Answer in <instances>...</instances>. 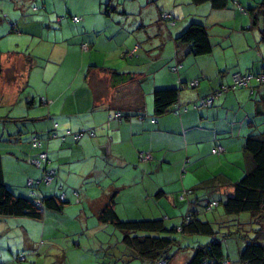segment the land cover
I'll use <instances>...</instances> for the list:
<instances>
[{"label": "crops", "instance_id": "1", "mask_svg": "<svg viewBox=\"0 0 264 264\" xmlns=\"http://www.w3.org/2000/svg\"><path fill=\"white\" fill-rule=\"evenodd\" d=\"M4 1L15 4L5 14L15 23L9 30L20 25L19 30L28 29L16 2ZM160 1L152 0L150 11L128 23L127 17L104 13L102 0H92L89 10L71 9V14L64 15L61 9L56 16L47 9V0H42L47 12L41 19L46 23L49 15L55 21V28L48 23L53 44L43 55L46 61L42 65L37 62L41 58L34 56L29 61L30 54L3 45V37L8 36L3 31L8 25L0 20V118L23 119L19 127L18 123L12 128L5 124L0 127L4 182L14 195L29 197L26 182L42 175V170L28 161L39 151L28 144L30 136L36 134L44 139L41 149L50 159L47 167L58 175L50 184L37 183V195L56 196L63 186L68 201L60 211L47 210L41 219L34 220L41 227L40 239L47 243L32 239L26 217L0 216V264H46L47 258L56 264H86L87 258V264H94L101 256L114 261L112 264H148L122 243L121 233L113 225L100 220L101 210L111 201L122 220L164 217L170 226L177 223L187 203L200 200L205 204L203 199L209 195L223 200L231 194V182L246 165L242 145L252 131L247 116L254 114L258 99L263 101L264 87L252 83L248 88L226 92L209 107L193 109L191 103L221 84H229L234 72L259 71L264 37L249 28L248 15L232 5L215 11L209 4L195 6L190 0H168L171 3L167 6H161ZM253 1L239 0L246 5ZM161 11L175 19L173 27L164 25ZM69 15L81 20L74 23ZM59 16L61 22L55 19ZM193 19L206 27L213 45L209 55L194 57L185 45L175 41ZM262 20L258 26L264 31ZM103 31L124 39L110 46ZM39 33L47 42L49 33L43 29ZM130 33L136 38L125 40ZM85 42L90 43L89 49L82 46ZM177 63L181 64L179 71H171ZM111 70L123 75H112ZM196 79L199 85L190 87ZM175 86L180 87L178 104L187 110L179 115L167 113L151 123L153 90ZM24 102L25 106H19ZM17 105L20 109L15 114ZM242 107L245 112L240 114ZM116 112L121 114L118 119L113 116ZM53 124L58 125L59 138L47 139ZM67 130L81 133L80 138L62 140L60 136ZM24 133L30 135L24 137ZM216 146L223 147L224 152L212 154ZM142 151L150 152L152 159L140 160ZM216 175L221 176L220 184L225 187L208 181ZM71 190L78 193L77 202ZM183 190H193L187 201L178 198ZM219 207L201 215L221 224L232 221ZM197 237L183 235L182 239ZM22 253L24 260L19 259ZM236 256L237 261L229 257L227 263L241 264L239 252Z\"/></svg>", "mask_w": 264, "mask_h": 264}, {"label": "trees", "instance_id": "2", "mask_svg": "<svg viewBox=\"0 0 264 264\" xmlns=\"http://www.w3.org/2000/svg\"><path fill=\"white\" fill-rule=\"evenodd\" d=\"M190 1L191 4L195 6L209 4L211 9L215 11L223 10L232 5L239 13L247 14L251 23L249 28L259 30L264 37V31L260 30L258 26L259 20L262 18L264 19V1L262 4L257 3L255 6L251 3L248 5L249 8L247 9L242 6L239 0ZM102 5H104L103 10L106 14L110 11L116 10L115 5H112L110 0L105 1ZM31 10L32 12H38L40 9L33 5ZM69 17L74 23L81 20V17L78 16L69 15ZM159 17L167 28H171L175 25V19L169 13L161 11ZM74 18H76V20H74ZM55 19H57L58 22H61L62 17L59 16ZM14 24L15 23L11 21V19L7 21L9 27H11V25L14 27ZM175 41L178 45H185L188 49V54H191L194 57L209 55L213 50V45L210 42L205 25L201 21L195 19L190 20L187 26L178 33L175 37ZM89 44L90 43L85 42L82 46L89 49ZM31 58L32 57L27 56V60L30 61ZM260 63V70L257 72L252 69H248L244 72H234L231 75V82L229 84H221L209 94L193 101L191 103V108L197 109V106H200L201 102H207L212 98L210 102L205 103L204 106H202L203 108L209 107L222 94L229 92L230 90L234 91L236 89L248 88L252 83H256L258 87H264V81L259 80V78L264 75V58L260 60ZM180 68L181 64L179 63L170 67L173 72H178ZM111 73L112 75H123L114 70H111ZM236 74H249L252 75L253 78L247 82L246 85L236 86L233 82V76ZM198 85V79L189 83L190 87H196ZM179 93L180 87L178 86L156 88L153 90V116L150 117L151 123L157 122L159 117L167 113L179 115L181 111L187 110L186 106L178 104ZM262 97L263 101H260V99L257 100V107L254 114H252V116L259 117V120L253 121L251 118H248L249 120H247V123L251 125L252 131L245 136L242 145L246 165L238 179L231 182V194L227 195L223 200L222 198L215 197L214 194L209 195L203 199L205 204H202V201L200 200L192 201L190 202L191 204L186 202L187 204L184 212L178 215L180 219L179 223H173L170 226L165 224L166 218L164 217L122 220L118 218L113 210L111 205L113 203L112 201L111 204H108L101 210L99 217L100 220L113 225V227L121 233L122 243L129 249L135 250L136 253H138V258L148 261V264H170L172 261L171 259L177 255L176 253H170V251L174 248H176V250L182 249V244L187 241L185 240L181 243L177 238H174L175 234L193 237L207 236L211 238L208 242L197 243V245L193 246V248H191V256L184 260L183 264H228L229 255L223 245V240L228 237H237V240L235 241V249L236 252H239V261L241 264H264V133L259 132V129H261L259 126L264 124V96ZM113 116L118 119L121 117V114L120 112H116ZM138 117L143 118L141 114H138ZM11 120L15 123H21L23 121L21 118ZM57 126V124H53L52 130L49 131L47 135V139L53 137L59 138L56 133ZM80 136L81 133H72L67 130L60 137L62 140H64L65 137H71L73 141H77ZM33 139H36L39 142V146H32ZM43 140L44 139L36 134L30 136L28 140V144L31 148L39 150L37 154L34 157L29 158L28 161L37 169L42 170L41 178L38 180L31 179L34 182L32 188H29L27 186L28 181L26 182V187L29 189L28 198L14 195L7 187L3 179V169L0 161V216L13 218L26 217L32 220H38L42 218L47 210L60 211L64 204L68 202L65 194L64 199H60V195L65 193V187L63 186L62 189H60L59 194L56 196L39 197V195H37L38 193L35 189L37 183L50 184L58 176L56 170L47 167V164H41L37 167L32 163V160L37 159L40 153H45L47 160L50 163L47 152L41 149ZM213 149L211 152L214 155H220L224 152L223 147V151L219 154L214 153ZM145 154L150 155V159L146 160L150 161L152 159V154L150 152L142 151L139 153L138 158L141 160V157ZM46 171L54 172L49 183H46L43 178ZM222 180L223 179L220 175H216L208 181L214 183L216 181V183L218 182L216 186L225 187V185L220 184V181ZM184 191L185 190L181 191L178 195V198L181 201L186 200L187 196L193 192V190ZM31 192H35L36 196L40 199V206L34 204V199L30 196ZM72 195L77 202L79 196L75 197L74 193ZM217 205L221 207L225 217L233 218L232 221H229L226 224L235 227V232L225 231V233H222L220 230L214 228V225L221 223H218L215 219H209L205 214L201 215L204 210L206 211ZM242 215L247 216V219L245 220L244 218H241ZM247 224H255V228L244 230V228H246L244 226ZM189 241H187V243H189Z\"/></svg>", "mask_w": 264, "mask_h": 264}, {"label": "rangeland", "instance_id": "3", "mask_svg": "<svg viewBox=\"0 0 264 264\" xmlns=\"http://www.w3.org/2000/svg\"><path fill=\"white\" fill-rule=\"evenodd\" d=\"M92 0H47V5L48 8L47 9H52L53 12L51 14L53 15H58L59 11L62 9V13L65 15V13L67 14H71V12L69 10H77V9H83L84 7L88 8L90 7V2ZM107 1V0H102ZM112 2V4L116 5V10L114 11H110V14H114L117 16H123V17H127L128 18V23L131 21V18H135L138 17L141 13H145L150 11V7L152 4V0H110ZM264 0H255L253 1V6H255L257 3L262 4ZM14 2H16V6L19 7L18 11L19 13H21V17L23 18L24 22L28 23L27 24V28H24V31L19 30L20 28H22V25H20L19 28H15L14 31H10L9 30V25L7 26V30L5 29V34H7V37H3V45L7 46V48H9L10 50L16 51V52H21L24 54L29 55L30 57H32L31 59H33L34 56H37V58H41L38 59L37 62H41L42 65V61H46V57L44 58L43 55L45 56V54L47 55L50 46L53 44V31L49 30L48 31V27L49 24L51 23V27L55 28L53 26V23H55L54 18L49 16L51 19L46 20V23H44V19H41V17L43 15L46 14L47 11H44V7L42 4V0H14ZM171 2H168V0H161L160 1V5H169ZM67 4V6H66ZM242 6L247 9L249 8L248 5L241 3ZM0 5L4 6V10L3 8L0 6V20L3 22H7L10 20L9 17L4 16L6 14V12H8L9 8L13 10V6L15 5L14 3L12 4H8L6 1L4 0H0ZM37 6L40 10L38 12H32L31 8L32 6ZM161 7H158V9ZM103 9H104V5H103ZM157 9V8H156ZM113 12V13H112ZM123 12V14H122ZM116 13V14H115ZM125 14V15H124ZM63 16V15H62ZM249 19V18H248ZM263 19V18H262ZM0 23H3L1 22ZM263 21H261L260 26L263 28ZM12 23V22H11ZM239 28V27H238ZM43 29L45 31H47L49 33V39H47V42L44 39H41L39 37V32L40 30ZM27 31V32H26ZM259 32V30H257ZM23 32V33H22ZM26 32V33H25ZM105 36L107 37V41L109 43L110 46H115L116 44L122 42V40L124 39L123 36H116L115 34H110L103 31ZM46 37V35H45ZM43 38V37H42ZM136 37L134 35H130L128 34L125 37V40H131V39H135ZM49 46V48L46 47ZM54 54H56L54 52ZM53 54V55H54ZM100 59H103V57H100ZM43 67V66H42ZM7 77V75L5 76ZM233 90H230V92ZM235 91H239L235 90ZM246 103H250V102H244ZM19 106H25V102L22 104H19ZM19 106H15L14 107V112L15 114L17 113ZM13 110L11 111L12 113ZM245 111L243 110V107L240 108L239 113L243 114ZM6 115V113H5ZM3 115V116H5ZM23 116V114H21ZM10 117L12 118V115H10ZM247 118H251L253 121H258L259 117L257 116H252V115H248ZM249 120V119H248ZM15 122L7 120L5 117L0 118V127L2 128L3 125L5 124L8 128H12V124H14ZM20 122H18V125H16L17 127H19ZM262 129H259V132H263L264 133V124L261 126ZM1 131V129H0ZM19 131V130H17ZM16 132V131H15ZM257 132V131H256ZM24 137L29 136V133H24L23 134ZM242 154L240 156V162L243 164L244 166V160L242 158ZM237 168H239V165H236ZM186 207H184L183 209H185ZM219 209H221V207H219ZM179 212V211H178ZM243 217V216H242ZM25 221H28L31 225L29 226V231H30V236L32 237V239H34L35 241L40 242H45L47 243L45 240L46 239H40L41 236V227L39 226L40 224L37 221L31 220L26 218ZM179 219L177 221V223H179ZM176 223V224H177ZM37 224V226H36ZM244 230H248L250 228H255V224H247L245 225ZM214 228H216V230H220V232H224L225 231H236V228L229 225V224H217L214 225ZM118 236V234H116ZM222 236V235H221ZM174 238H177L179 241H181V243L183 242L184 239H182V235L181 234H175ZM41 240V241H40ZM209 240H211L210 237L207 236H198L195 239H192L189 241V243H187V241L184 242V244H182V249L176 250V248L172 249L170 251V253L172 252V254H177L176 256H174L170 262V264H183L184 260H186V258L190 257L192 254V249L193 246L197 245V243H204V242H208ZM237 240V237L234 238H226L223 240V245L225 246V250L227 251V253H229V257H232V260H236L238 259V257L236 256V244L235 241ZM111 242H114V239L111 240ZM187 246V247H186ZM46 247V246H45ZM44 247V249H45ZM83 251V250H82ZM82 253V252H81ZM83 254V253H82ZM70 257H72L70 255ZM139 261V260H138ZM50 262L54 263L55 260L53 258H47L46 259V264H50ZM73 262V261H72ZM84 262L87 264L89 262V260L87 258H85ZM114 262V261H113ZM113 262H108V257L105 259L103 256H101L99 259L95 260L94 264H112ZM137 261H130V263H136ZM70 262H68L69 264ZM120 264H122L123 262H119ZM56 264V263H54ZM66 264V261H65Z\"/></svg>", "mask_w": 264, "mask_h": 264}, {"label": "built area", "instance_id": "4", "mask_svg": "<svg viewBox=\"0 0 264 264\" xmlns=\"http://www.w3.org/2000/svg\"><path fill=\"white\" fill-rule=\"evenodd\" d=\"M74 20H76V18H74ZM252 78H253V76L252 75H249V74L248 75L247 74L246 75L236 74V75L233 76V82H234V84L236 86L237 85H246L247 82H249ZM259 80L264 81V75L261 76L259 78ZM211 100H212V98L210 100H208L207 102H201L200 105L201 106H204L205 103H208ZM32 146H34V147L39 146V142L36 139H33L32 140ZM222 151H223V149L220 146H218V147H216V148L213 149V152L214 153H217V154L221 153ZM149 159H150V155L149 154H145L144 156L141 157V160H144V161L149 160ZM32 163L34 165H36L37 167H39L41 164H44V165L49 164V161L47 160V156H46L45 153H40L38 155L37 159L32 160ZM53 174H54L53 171H46L44 173V177H43L44 178V181L46 183H49L51 181V179H52ZM33 184H34L33 180H31V179L28 180L27 186L29 188H32L33 187ZM73 193H74V196L75 197H78V193L77 192H73ZM30 196L33 197V199H34L33 201H34V204L35 205H37V206H40L41 205L40 199L36 196L35 192H31L30 193ZM64 197H65V195H64V193H62L60 195V199L63 200ZM24 258H25L24 253L20 254L19 259L22 260Z\"/></svg>", "mask_w": 264, "mask_h": 264}]
</instances>
